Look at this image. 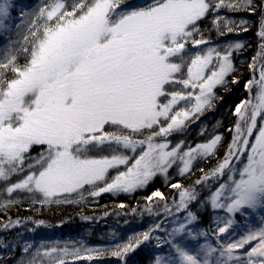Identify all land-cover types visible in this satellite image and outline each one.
Masks as SVG:
<instances>
[{"label":"snow or ice","instance_id":"1","mask_svg":"<svg viewBox=\"0 0 264 264\" xmlns=\"http://www.w3.org/2000/svg\"><path fill=\"white\" fill-rule=\"evenodd\" d=\"M11 7L10 0H0V29H8ZM225 7L256 11L253 0H40L27 14L22 39L9 40L0 52V192L9 197L2 206L15 204L12 197L18 194L44 206L83 199L85 193H132L158 174L167 177L174 166L183 176L196 161L216 156L215 166L201 169L195 181L207 190L203 198L195 186L179 181L168 185L179 190L178 200L168 203L159 189L145 198L143 211L149 214L153 198L164 201L162 211L168 214L173 208L183 212L182 220L163 230L166 237L153 236L161 229L156 222L116 243L111 255L128 264V253L155 239L171 251L154 264H264V225L250 226L227 243L220 235L229 233L234 214L264 210V9L261 43L248 65L253 78L244 83L249 97L235 104L236 121L223 156L217 155L220 133L194 145L171 143L173 134L184 133L214 106L215 90L227 86L230 74L233 83L239 79L233 54L243 42L214 44L202 27L213 14L219 34L246 31V20L237 24L219 15ZM194 201L227 213L226 220L215 218V243L207 231L195 230ZM13 223L21 221L5 226ZM186 237L197 241L196 251ZM102 252L41 245L27 264H65L68 256L91 261Z\"/></svg>","mask_w":264,"mask_h":264},{"label":"trees","instance_id":"2","mask_svg":"<svg viewBox=\"0 0 264 264\" xmlns=\"http://www.w3.org/2000/svg\"><path fill=\"white\" fill-rule=\"evenodd\" d=\"M129 2L140 4L148 3L150 0H129ZM10 3L12 5L10 16L5 21L8 29H0V52L3 51L9 40L22 39V35L27 31V14L37 7L40 0H10ZM253 7L256 8V11L250 12L246 8L233 10L227 7L218 10L221 17H228L237 24L241 19L246 20V31L227 32L222 29L223 34H219L211 23L213 14H209L208 18L203 21L202 27L206 28L204 35L210 37L214 44L223 46L231 41L243 42V49L233 54V63L236 68L234 75L239 79L233 83L232 74H230L227 78V86L217 87L215 90L217 99L214 101V106L203 114H198V118L188 125L184 133L173 134L172 144L185 140L194 145L220 133L223 140L217 155L223 156L227 143L231 140L230 129L236 121L233 112L235 104L249 97V92L243 88V84L253 78V71L249 69L248 65L252 63V57L257 54L261 43L258 32L264 0H253ZM20 60L23 62V56L20 57ZM38 151L39 148H35L33 155ZM215 164L216 156L196 161L192 170L183 176L174 166L169 169L167 177L158 174L148 185L132 193L104 192L96 197L85 193L83 199L72 197L69 203L61 202L41 206L32 204L26 194H18L12 197L17 201L15 204L4 207L2 206L3 201L9 197L6 193L0 192V264H27L35 254L36 248L41 245L60 248L82 245L84 248L103 249L102 254L94 255L91 261L83 257V253H81L83 258L79 260H73L70 256L64 257L65 264H124L120 258L111 255L116 243L127 242L130 236L134 237L136 233H142L156 222L161 224V229L155 231L153 236L166 237L163 230L165 228L170 230L176 218L183 219V212L177 213L174 208L171 214L162 211L164 201H158L157 198H153L154 212L152 214L143 211L149 203L145 198L152 191L159 189L167 197L168 203H171L173 198L178 200L179 190L168 186L176 181L185 187L195 186L197 191L202 193L201 198H203L207 194V190L195 185V181L203 175L201 169L206 172ZM157 202L159 207L156 206ZM191 210L198 212L199 215L198 222H194L193 225L195 230L207 231V239L209 242L215 243L216 236L212 235L215 231L214 221L218 216L226 220L225 210H214L210 205L205 208L195 201L191 205ZM262 216H264V210L253 211L249 218L236 213L232 216L234 223L229 233L220 235L224 237L225 243L230 242L231 238H238L239 234L248 227L264 225V221L261 220ZM29 217L31 219H28ZM17 219L21 223H13L10 227L5 226L9 221ZM38 219L45 223L43 225L35 224ZM113 233L118 234V239H114ZM233 234L235 235L233 236ZM203 242L204 237H200L199 243ZM156 243L155 239L144 242L137 249L128 253V264H154L157 256L163 257L170 253L169 245L161 244L157 247ZM185 243L192 251H196L199 247L197 241L190 237L185 238ZM29 245L32 247L28 252H25V248Z\"/></svg>","mask_w":264,"mask_h":264},{"label":"rangeland","instance_id":"3","mask_svg":"<svg viewBox=\"0 0 264 264\" xmlns=\"http://www.w3.org/2000/svg\"><path fill=\"white\" fill-rule=\"evenodd\" d=\"M259 67H260V62H259V58H258V60H257V64H256V68L258 69L255 73H257L256 74V78L258 79L259 78ZM246 82V81H245ZM244 82V83H245ZM243 88H244V84H243ZM245 89V88H244ZM255 95V89L253 90V96ZM162 175V174H161ZM155 191V190H154ZM153 192V191H152ZM151 192V193H152ZM151 193H150V195H151ZM253 211L252 210H249L246 214H242V215H246L248 218L251 216V213H252ZM241 214V213H240ZM156 245H157V243H156ZM161 245V244H160ZM159 245V246H160ZM158 245H157V247H159Z\"/></svg>","mask_w":264,"mask_h":264}]
</instances>
